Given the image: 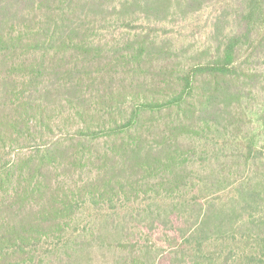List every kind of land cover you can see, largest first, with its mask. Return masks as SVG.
I'll return each instance as SVG.
<instances>
[{
  "label": "trees",
  "instance_id": "obj_1",
  "mask_svg": "<svg viewBox=\"0 0 264 264\" xmlns=\"http://www.w3.org/2000/svg\"><path fill=\"white\" fill-rule=\"evenodd\" d=\"M106 2L0 0V264L69 258L83 207L144 200L195 213L196 264H264V0ZM204 10L201 50L131 27ZM230 191L231 226L206 223L202 203ZM214 234L232 257L204 263ZM122 248L119 264H147L149 251Z\"/></svg>",
  "mask_w": 264,
  "mask_h": 264
},
{
  "label": "rangeland",
  "instance_id": "obj_2",
  "mask_svg": "<svg viewBox=\"0 0 264 264\" xmlns=\"http://www.w3.org/2000/svg\"><path fill=\"white\" fill-rule=\"evenodd\" d=\"M125 1L130 2L131 0H107L106 5L118 11L119 5ZM178 1L182 0H172L170 7L172 13L173 6ZM210 18L209 11L204 10L198 15L190 16L182 23L172 24L170 14L162 24L136 20L131 27L147 32L155 30L159 34L165 33L164 37L171 38L176 42V45H183L189 51L201 50L204 48L203 45L207 44ZM258 133H261L258 136V143L264 147V127L259 128ZM213 170H217V166H212L209 169L203 168L194 174L208 179ZM258 183L264 187V178H261ZM232 198L230 191L225 196L222 195L221 201L218 203L204 201L202 211L205 208H213L205 222H217L219 218H225L230 222L223 226H231L232 209L234 208ZM104 207L106 209L110 206L105 205ZM113 207L116 209H108V212L93 210L91 206L83 207L71 224L67 243L61 250L64 252L68 248L69 258L64 255V258L50 255L52 256L50 259L55 264H119L127 258L128 248L122 247L133 245L149 251L143 257V262L147 264H196L193 257L197 253L190 250L191 246L185 247V240L188 237L187 223L195 218L194 212L189 209L186 212H182V210L169 212V206L154 201L147 203V200L134 203L132 206L120 202ZM149 209L152 213L149 212ZM137 210L144 211L141 221L130 218L135 215ZM210 228L212 229V227ZM76 232L81 233L76 235ZM226 233L231 235L230 232ZM227 235L219 237L214 234L210 238L208 237L201 253L205 258L204 263H223V260H219V258L231 259L233 254L231 240L227 239L225 246L221 247L222 241ZM121 245L123 246L121 247Z\"/></svg>",
  "mask_w": 264,
  "mask_h": 264
}]
</instances>
